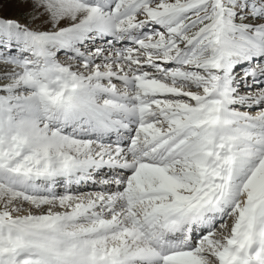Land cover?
<instances>
[{
	"label": "snow or ice",
	"instance_id": "6c2138e0",
	"mask_svg": "<svg viewBox=\"0 0 264 264\" xmlns=\"http://www.w3.org/2000/svg\"><path fill=\"white\" fill-rule=\"evenodd\" d=\"M0 264H264V0H0Z\"/></svg>",
	"mask_w": 264,
	"mask_h": 264
}]
</instances>
